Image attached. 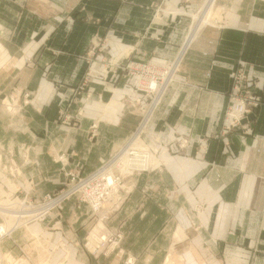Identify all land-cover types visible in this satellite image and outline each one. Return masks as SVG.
I'll return each mask as SVG.
<instances>
[{
  "label": "crops",
  "instance_id": "obj_1",
  "mask_svg": "<svg viewBox=\"0 0 264 264\" xmlns=\"http://www.w3.org/2000/svg\"><path fill=\"white\" fill-rule=\"evenodd\" d=\"M25 4L30 9L22 13L18 6ZM210 4L219 11L221 23L198 26ZM0 6H10V13L0 9V45L5 60L36 58L42 69L53 71L54 80L69 85L81 82L82 58L90 42L109 32L111 54L117 59L132 53L136 61L153 58L167 66L186 47L180 70L152 124L153 132L171 129L187 135L191 144L185 156L173 160L179 165L177 179L183 180L187 189L176 191L170 217L163 218L157 208L152 213L147 202L132 195L112 221L114 225L117 218L128 221L123 256L98 258L82 249L90 220L87 207L70 201L59 217L53 215L30 225L26 241L14 238L26 245L32 264H125L127 259L135 264H155L156 252H150L149 246L160 245L159 237L150 235L145 226L135 228L134 223L153 221L162 227L174 221L177 229L182 213L189 222L188 244H201L206 260L219 256L221 261L231 260L224 254L232 243L238 250L236 260L264 264V105L247 116L248 134L242 130L221 134L234 70L249 71V84H260L264 95V0H0ZM72 7L74 23L70 28L62 19ZM41 86L33 99L36 104L59 100L49 85ZM94 86L96 95L112 100L109 96L114 89L108 83ZM104 105L95 116L113 120L116 110L110 103ZM107 122L109 132L123 130ZM36 144L39 149L47 146L41 141ZM27 171L33 186L44 181L34 167ZM37 186L42 188L37 194L45 193L44 184ZM181 195L186 200L180 205ZM195 204L203 206L201 221L194 213ZM197 226L200 229L195 231ZM232 230L235 235L229 237ZM5 256L14 259L9 253Z\"/></svg>",
  "mask_w": 264,
  "mask_h": 264
},
{
  "label": "rangeland",
  "instance_id": "obj_2",
  "mask_svg": "<svg viewBox=\"0 0 264 264\" xmlns=\"http://www.w3.org/2000/svg\"><path fill=\"white\" fill-rule=\"evenodd\" d=\"M18 7L22 13L30 9L26 4ZM0 9L10 13V6H0ZM67 12L68 16L64 15L62 21L72 28L74 7ZM219 14L214 4H210L198 26L221 23ZM192 38L191 33L188 43ZM112 39L109 32L90 42L82 58L85 66L81 82L76 86L54 80L53 71L49 67L42 69L36 58L15 57L6 61L0 45L1 264H21L17 262L20 258L30 259L26 245L18 240L26 241L24 236L30 225L62 215L64 206L73 200L87 207L90 219L83 234V251L98 258L113 254L123 256L124 228L128 221L117 218L116 225L112 221L131 196L147 202L152 213L157 208L162 217L167 218L172 203H176V191L187 189L186 183L177 179L179 165L173 160L185 156L191 146L188 136L172 133L171 129L152 130L155 114L180 70L186 47L173 64L165 66L153 58L136 61L132 53L115 58L111 54ZM97 66L101 69L97 70ZM248 76L249 71L244 68H237L231 74L230 105L221 132L224 136L237 130L248 134L247 116L264 105L260 84L252 82L250 85ZM97 83L104 86L108 83L114 89L109 96L112 102L102 98L100 93L96 95L94 84ZM41 85H49L59 100L36 104L33 99ZM94 95L96 100L92 99ZM103 103H110L109 107L116 110L113 120L95 116L105 107ZM107 121L115 124L114 129L123 128L124 132H109ZM40 141L47 143L46 148H38L36 143ZM139 153L148 160L132 163ZM142 166L145 169H141ZM29 167H34L44 179L38 181L46 186L42 195L37 194L42 189L37 186L39 183L33 186L35 182L30 181V175L28 177ZM107 177L113 179V184L107 182ZM185 200L181 195L178 204ZM203 211L201 204H195L194 213L200 221ZM23 214L28 216L24 223L3 231L12 224L9 220L18 221ZM178 224L176 229L174 221L162 227L153 221L134 223L135 228L146 227L150 235L159 237L160 245L149 246L150 252H156L155 264H253L249 259L247 262L236 260L238 250L232 243L224 254L231 260L221 261L220 256L217 260H206L201 244H188L189 222L185 213L179 215ZM199 229L197 226L195 231ZM231 235L234 236L235 231L232 230L229 237ZM15 237L20 238L14 241ZM8 253L14 259L5 256ZM125 264H135V261L127 259Z\"/></svg>",
  "mask_w": 264,
  "mask_h": 264
},
{
  "label": "bare ground",
  "instance_id": "obj_3",
  "mask_svg": "<svg viewBox=\"0 0 264 264\" xmlns=\"http://www.w3.org/2000/svg\"><path fill=\"white\" fill-rule=\"evenodd\" d=\"M235 117H237V116H235ZM140 154V153H139ZM139 154H136L135 155V158H137V160H133V162L132 163H134V162H137V163H140V162H143L144 163V161L145 160H148L147 159V157L146 156H142L143 154H140L141 156H139ZM125 156V155H124ZM141 157V158H140ZM141 169H145V167L144 166H142L141 167ZM140 169V170H141ZM107 182L109 183V184H113V179L112 178H108L107 177ZM114 186V185H113ZM24 215V214H23ZM14 216V215H13ZM28 216L26 215H24V217H20L19 219H18V221H16V220H14V219H11V218H7V219H11V220H9L10 222H8V223H12V224H9V226L8 227H6V229H4L3 231H6V232H8V231H10V229L14 226V225H16V224H19V223H24L25 221H26V219H28L27 218ZM2 229V228H1ZM17 262L18 263H21V264H32L31 263V261H30V259L28 258V257H25L24 259H19V260H17ZM0 264H1V259H0ZM44 264H48V263H44Z\"/></svg>",
  "mask_w": 264,
  "mask_h": 264
},
{
  "label": "built area",
  "instance_id": "obj_4",
  "mask_svg": "<svg viewBox=\"0 0 264 264\" xmlns=\"http://www.w3.org/2000/svg\"><path fill=\"white\" fill-rule=\"evenodd\" d=\"M98 201H100L98 198H97Z\"/></svg>",
  "mask_w": 264,
  "mask_h": 264
}]
</instances>
